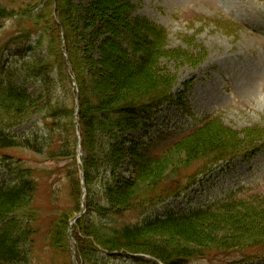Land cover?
<instances>
[{
  "label": "rangeland",
  "instance_id": "1",
  "mask_svg": "<svg viewBox=\"0 0 264 264\" xmlns=\"http://www.w3.org/2000/svg\"><path fill=\"white\" fill-rule=\"evenodd\" d=\"M0 1L10 12V16L0 23V80L23 84L32 89L38 83L23 76L22 66L47 51V39L42 41L40 49L35 48L37 35L40 33L46 36L44 31L38 32L35 29L49 25L50 22L37 27H31L27 22L23 12L34 4V0ZM37 1L39 0L35 3ZM99 3L106 6L102 15L104 19L93 27H114L119 19L117 12L123 10L121 7L122 4H127L126 0H73L76 17L86 14L88 22L92 12L83 9ZM130 3L133 8L125 15L121 27H135V44L132 45L135 54L131 56L135 57L136 64L141 53L150 51L144 42L139 41L138 35L151 39L152 32L147 31V27L140 24L137 18L150 24V27L163 29V40H159L161 49L154 54L155 68H149L148 74L159 78V81H175L172 93L177 98V103H165L151 111L149 119L141 120L134 130L124 135L127 142L118 145L121 152L112 175L100 172L91 183L93 197L102 194L103 180L105 183L108 179L112 181L109 183L112 188L119 185V181L130 179L135 181L136 191H141L140 155L158 154L163 146L191 129L196 120L203 117H217V121H213L214 127L218 129L217 134L226 140L227 145L237 143V153L246 152L250 146H246L245 142L250 140L256 141L253 142L255 146H262L261 150L245 160L239 154L230 162L218 163L206 175L198 176L194 184L177 197L168 196L152 203L140 202L151 197L152 192L147 193V198L135 199V204L139 202V205L131 209L113 205L108 210L101 208L98 211L93 206H85L87 191L85 192L81 170L77 165L80 163V152H76L77 163L74 164L71 156L50 158L25 147L3 150L0 155V185L3 186L0 187L15 185L18 180L26 177L34 184L28 205L2 218L12 233L28 231L24 239L26 246L21 247L28 251L32 264H63L64 250L67 249L64 241L59 242V247L54 252L47 245V230L53 221L62 230L67 221L68 248L73 264H155L157 262L147 257L142 258L138 253L124 257V252L118 251V254H107L104 257L98 247L99 251H95L87 260H82L77 255V247L81 249L88 242L81 229L85 231L89 227L96 228L98 236L108 237L109 233L123 225L132 226L168 213L205 207L233 194L231 192L240 187L241 191L234 197L249 194L264 196V0H130ZM33 14L35 20L41 17L40 11ZM32 28L33 31H30ZM89 31L88 29L87 33ZM105 35L112 38L110 33ZM117 37L121 47L129 54L131 44L127 41L130 40V34L125 29H120ZM99 41H103L102 37ZM105 44H101L104 70L100 73L105 75L108 88L117 90L123 81V75L130 70L127 62L131 59L125 60L115 48L111 49L115 51L113 54L108 49L103 52ZM10 70L11 74L7 76L5 72ZM54 74H57L56 68ZM66 89L69 92V96L66 95L69 112L73 106V95L67 86ZM76 104L78 107L77 102ZM68 125L69 119L66 117L63 120V135L70 136ZM46 130L42 120L34 117L15 128L14 132L20 137L43 139L47 134ZM68 144L63 143V149H69ZM128 148L135 151L130 153L126 151ZM78 150L77 147L76 151ZM176 155L178 159L172 163H181L183 153L174 154L171 151L161 155L159 168L166 158L175 159ZM180 173L181 171H174L165 178V183L159 182L164 187L158 188L159 191L170 188L174 183L173 174ZM139 182L140 185L137 184ZM158 189L155 192H159ZM101 201L102 204L105 202ZM77 216L79 218L74 220ZM198 223L201 229L204 221H197ZM141 234L150 244L167 247L171 252L174 251V246L180 247V244L167 235ZM243 238L247 236L244 235ZM253 248L255 250L238 247L213 256L197 255L186 264H264L262 248ZM142 251L139 249L137 252ZM249 253L255 256H247L242 260Z\"/></svg>",
  "mask_w": 264,
  "mask_h": 264
},
{
  "label": "trees",
  "instance_id": "2",
  "mask_svg": "<svg viewBox=\"0 0 264 264\" xmlns=\"http://www.w3.org/2000/svg\"><path fill=\"white\" fill-rule=\"evenodd\" d=\"M35 1L23 13L31 27L51 23L35 29L38 32L42 30L46 34V36L40 33L37 35L35 48L40 49L43 45L42 41L47 39L48 49L40 57L33 58L22 66L23 76L26 79L32 78L38 83L32 89H28L23 84L0 80V155L6 149L25 147L50 158L71 156L73 163L76 164L77 137L73 125L76 116L83 153L84 186L87 191L85 206L88 208L93 206L95 210L101 208L108 210L113 205H121L122 209L127 210L138 206L139 202L135 204V199L147 198V193L153 192V195L140 202L152 203L168 196L177 197L191 186L199 175L206 174L219 162L230 160L240 154L237 153V143L227 145L226 140L217 134L218 129L213 125L217 117H204L192 130L163 146L158 154L140 155L139 176L142 178V184L140 182L137 184H141L144 192H141L143 189L136 191L135 181L130 179L119 181V185L113 188L109 184L112 183L109 179L104 183L103 174L112 175L118 154L121 152L120 146L127 142L124 135L134 130L141 120L149 119L151 111L157 110L165 103H177V98L172 93L175 81L171 79L159 81V78H153L148 74L149 68H155L154 54L161 49L159 40H163L161 37L163 29L150 27V24L137 18L140 24L147 27V31L152 32V37L141 38L138 35L139 41L144 42L150 51H142L135 64V57L131 56L135 54L132 49V45L135 44V27H121L125 15L133 8L130 0H126L127 4H122L121 7L123 10L117 12L119 19L116 20L114 27L108 28L93 27L104 19L102 15L106 6L103 3L83 9L92 12V17L87 22L86 14L76 17L73 0H39L36 3ZM78 7L81 8L80 5ZM38 11L41 17L38 18L36 15L38 20H35L33 13ZM9 16L10 12L0 1V23ZM81 20L82 25H80ZM88 29L90 31L87 33ZM120 29H125L130 34V40L127 41L131 44L129 54L121 47L117 37ZM30 31H33V28ZM109 33L112 38L105 35ZM101 37L102 42L99 41ZM101 44L109 46L104 49V45L103 52L108 49L107 51L113 54L115 51L112 50L115 48L125 60L131 59L130 62L126 61L130 65V70L123 75V81L117 90L109 89L105 75L100 73L104 70ZM55 68L60 77L54 74ZM5 73L7 76L10 75L11 70ZM73 81L76 90L72 86ZM66 86L73 95V106L69 112L66 105L69 92ZM76 99H78V110ZM34 117H39L46 126L47 134L43 139L20 137L14 132L15 128ZM66 117L69 119L70 136L63 135V120ZM253 142L256 141L245 142L250 148L240 155L244 157L253 155L259 148ZM63 143L64 145L69 143V149H63ZM126 151L132 153L135 149L128 148ZM171 151L174 154L183 153L181 163H172L173 160L178 159L176 155L175 159L166 158L159 168L161 155ZM174 171L181 173L173 174L174 183L170 188L159 191L158 188H164L159 182L165 183V178ZM100 172L103 173L101 174L103 191L99 197H93L91 183ZM157 189L159 192H155ZM33 191L34 184L28 177L18 180L15 185L0 187V264H32L28 251L21 247L26 244L24 239L28 231L12 233L2 218L28 205ZM240 191L238 189L226 198L206 207L187 212L168 213L162 217L145 219L142 223L132 226L123 225L109 233L108 237L98 236L96 228L89 227L85 231L81 229L88 245L81 246V249L77 247V255L82 260H87L100 249L104 257H107V254L113 255L123 251L124 257L129 256L126 255L127 253L131 256L138 253L162 264H186L197 255L213 256L238 247L253 250H255L253 247H261L264 253V196L258 194L233 196ZM101 199L105 200L103 204ZM197 221H204L201 229ZM59 227L54 221L51 222L47 230V245L50 251L54 252V249L59 247V242L63 240L64 246L67 245L63 264H71L67 221L63 230ZM144 232L152 235H167L169 239L180 244V247L174 246V251L171 252L167 247L150 244L141 236ZM244 235L247 238L244 239ZM135 248L143 251L137 252ZM247 256L255 255L246 254L242 260Z\"/></svg>",
  "mask_w": 264,
  "mask_h": 264
}]
</instances>
